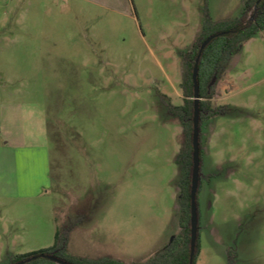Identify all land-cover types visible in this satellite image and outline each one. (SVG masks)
I'll return each mask as SVG.
<instances>
[{
    "label": "rangeland",
    "instance_id": "obj_1",
    "mask_svg": "<svg viewBox=\"0 0 264 264\" xmlns=\"http://www.w3.org/2000/svg\"><path fill=\"white\" fill-rule=\"evenodd\" d=\"M244 3L0 0V264L51 247L58 227L71 255L128 263L181 231L184 136L168 107L184 102L181 52L206 14ZM211 105L228 110L202 124L195 264H264V30Z\"/></svg>",
    "mask_w": 264,
    "mask_h": 264
},
{
    "label": "trees",
    "instance_id": "obj_2",
    "mask_svg": "<svg viewBox=\"0 0 264 264\" xmlns=\"http://www.w3.org/2000/svg\"><path fill=\"white\" fill-rule=\"evenodd\" d=\"M264 30V0H245L243 10L238 17L215 21L206 14L202 30L193 46L182 51L184 61V78L181 84L184 94V102L181 105L168 103L169 114L178 119L183 127L184 141L182 149L177 157V163L182 167L179 179V206L181 231L157 254L145 262L126 263L110 256L97 259L73 256L68 251L69 233L65 227H58L55 234V243L49 248L28 254H20L12 258L10 264L17 261L37 256L25 264H39L45 261L47 264H59L49 258L41 256L49 254L63 259L72 264H190V240H191V182L193 169V127H194V81L193 69L201 44L210 36L220 33L204 48L198 72V85L200 92L199 102V142H200V184L202 180V124L206 119L227 113L228 106L212 107L211 100L215 95L218 82L230 67L235 55L240 51L244 42ZM213 79L215 81L213 82ZM167 96V95H165ZM198 190V193H199ZM198 196V194H197ZM198 203V198H197ZM199 217V209H198ZM200 229V224L198 225ZM200 252L199 231L196 244V256ZM72 259V260H71Z\"/></svg>",
    "mask_w": 264,
    "mask_h": 264
},
{
    "label": "water",
    "instance_id": "obj_3",
    "mask_svg": "<svg viewBox=\"0 0 264 264\" xmlns=\"http://www.w3.org/2000/svg\"><path fill=\"white\" fill-rule=\"evenodd\" d=\"M260 1V0H259ZM218 34L210 35L200 46L198 56L195 61V66L193 69V81H194V127H193V169H192V182H191V240H190V264H194V257L196 252V244L198 239V203H197V194L200 184V142H199V102H200V92L198 85V72H199V61L202 55L204 48L213 40ZM215 79H213V82ZM41 256L49 258L59 264H72L63 259H60L56 256L49 254H42ZM37 256H31L29 258L17 261L13 264H25L35 259Z\"/></svg>",
    "mask_w": 264,
    "mask_h": 264
},
{
    "label": "crops",
    "instance_id": "obj_4",
    "mask_svg": "<svg viewBox=\"0 0 264 264\" xmlns=\"http://www.w3.org/2000/svg\"><path fill=\"white\" fill-rule=\"evenodd\" d=\"M230 73H231V71H230ZM221 90H222L223 92L227 93V94L232 92V91L229 92L230 89H228V84H227V83L221 86ZM232 93H234V92H232ZM232 93H231V94H232ZM164 94L167 95L169 98H170V97H173V94L170 93V92H168V91H165ZM231 94H228V95H231ZM181 104H183V102H182ZM181 104H180V105H181ZM19 148H20V151H19L18 155H19L20 153H22V150H21V149H22L23 147H19ZM19 148H18V149H19ZM18 158H19V157H18ZM20 158L22 159V155H21V154H20ZM15 160L17 161V156H15ZM46 171H47V172H45L44 176H45V178H46L47 180H49V179H50V170H49V168H47ZM22 182H23V183H22ZM28 184H29V182H26L25 180H21V182L18 183V186H20V187H21V186H22V187L25 186V187H26ZM24 191H25L24 193H26V192H28L29 190H24ZM20 192H22V191H20ZM179 225H180V221H179ZM154 255H155V254H154ZM152 257H153V256H152ZM112 258L119 259V260H121V261H123V262H126V263L129 262V261H125V260L122 259V258H121V259H120V258H117V257H112ZM132 263H134V262H132Z\"/></svg>",
    "mask_w": 264,
    "mask_h": 264
}]
</instances>
